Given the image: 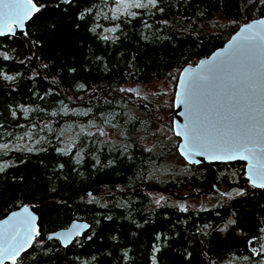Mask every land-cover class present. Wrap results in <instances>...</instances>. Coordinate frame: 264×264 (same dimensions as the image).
<instances>
[{"label": "trees", "instance_id": "1", "mask_svg": "<svg viewBox=\"0 0 264 264\" xmlns=\"http://www.w3.org/2000/svg\"><path fill=\"white\" fill-rule=\"evenodd\" d=\"M35 2L43 7L25 30L0 37V144L9 145L0 150V219L40 207L39 235L16 264H264V188L250 185L240 160L181 162L178 144L158 138L153 99L124 88L167 78L175 90L185 65L264 16V0H157L135 16L116 13L115 0ZM106 126L115 137L100 134ZM149 137L159 150H146ZM170 156L178 160L164 163ZM152 181L173 193L215 184L240 192L181 210L154 205ZM77 219L91 226L69 245L48 238Z\"/></svg>", "mask_w": 264, "mask_h": 264}, {"label": "snow or ice", "instance_id": "2", "mask_svg": "<svg viewBox=\"0 0 264 264\" xmlns=\"http://www.w3.org/2000/svg\"><path fill=\"white\" fill-rule=\"evenodd\" d=\"M115 3L117 10L122 7L128 12L130 8L141 9L149 5L155 7L157 0H115ZM42 7V5L38 6L35 0H0V35L13 33L17 28L22 29L25 22L39 13ZM128 14L137 15L136 12H128ZM262 26L264 21L245 25L241 33L246 35L233 38V40L239 39V43L235 46L230 45L229 55L220 52L213 61H200V66L206 67H199V70L186 69V72L193 74L181 80V90L176 93V101L178 105H184V114L188 119V123L176 131V135L184 138V143L180 146L181 154L189 160V163H200L199 160L193 159L197 155L206 156L209 160L225 162L234 159L246 160L249 162V179L254 186L260 188H264V27ZM110 31L115 32L116 29L112 28ZM0 55L8 59L6 54L0 53ZM221 57L224 59L220 60ZM226 68L228 69L226 79L235 92L232 99L239 105L237 119L232 131L219 129L209 131L201 118L198 91L212 84L218 74ZM5 79L11 80L13 77L7 76ZM8 148V144H0V150ZM4 167L6 165H0V171H3ZM156 203L159 204L160 201L157 200ZM180 207L181 210H186L183 205ZM24 212L27 213L28 209L25 208ZM17 215L19 214H13L14 217ZM31 220L32 217L29 216L20 222L22 231L18 229L11 238L15 243L9 242L7 232L3 234V243H0V264L9 259L12 264H16L20 253L32 246L39 232L33 227ZM67 239L66 236L65 241ZM261 248L264 250V245H261ZM253 252L256 253L255 248Z\"/></svg>", "mask_w": 264, "mask_h": 264}, {"label": "water", "instance_id": "3", "mask_svg": "<svg viewBox=\"0 0 264 264\" xmlns=\"http://www.w3.org/2000/svg\"><path fill=\"white\" fill-rule=\"evenodd\" d=\"M255 21H264V16L259 17L257 19H250L246 21L243 25L241 24L236 32H234L227 40L226 42L220 47L216 48L213 50L208 57L204 56L197 60L195 64H187L185 67H183V70L179 72L178 77H177V84L175 85V90L174 94L175 97L173 98V107H174V114H173V123H172V130L173 132L180 130L183 128L185 124L188 123L187 116L184 114L185 113V107L183 104H179L176 101V93L177 91L181 90V80L190 74L193 73H188L185 70H199V67H206V66H200V61L202 60H207V61H213L216 59V54L220 52H224L226 55L230 54V45L235 46L239 43V39L233 40L234 37L239 38L241 35H246L241 33V29L244 28L245 25L247 24H253ZM30 22L26 21L24 24V27L22 29L17 28L14 30L13 33H6L5 35H0V37H5L6 35H15L19 36L25 28L27 27V24ZM264 27V26H262ZM220 60H223L224 57L219 58ZM228 69L226 68L224 71H222L220 74H218L216 80L208 85L207 87H203L199 89L198 91V97L199 100L201 101V118L203 120L204 126L206 129L209 131H215L217 129L221 131H232L233 125L237 119V112L239 110V105L235 103V101L232 99V97L235 95L234 90L229 86L228 81L226 79ZM178 153L184 158L186 163H189V160L185 158L184 155H182V149L181 145L184 143V138L183 136H178ZM194 160H199L200 163H189L193 165H200L203 162H209V163H214V162H222L226 163L225 161H220V160H209L206 156H195L193 157ZM242 161L243 166L245 167L244 171V177L249 181L250 185L254 186L253 183L249 179V173H248V166L249 162L246 160L242 159H234L231 161ZM256 187V186H255ZM152 188L158 189L160 191H164V189L160 188L159 184L153 185L151 184H146L145 189L147 191L151 190ZM215 186H209L208 188H204L202 190H198V188H194V191L190 193L189 195H184L181 196L180 198H186L189 199L190 197H199L202 194H208L211 193L214 190ZM97 187L94 189L91 187L88 189V192L91 193L92 190H96ZM240 192L239 189H235L231 187L230 189H227L225 191V195H238ZM27 208L28 212L25 213L24 209ZM19 214L17 216H13V214ZM32 217L31 223L35 229H39L40 226H38V221H39V216H40V207L39 206H34V204H25V205H20L19 207L13 209V211L9 212L6 214V216L1 217L0 219V243H3L4 239V233H8V240L10 243H15L11 238L13 235L16 234V231L20 229L22 231V227L20 222L22 220H25L27 217ZM87 227H84V226ZM76 226H80L77 228ZM91 224L87 223L84 221V219H77L71 221L68 226L62 228V229H56L53 230L48 234V238H56L59 239L60 244L62 247H65L69 245L71 242L77 239V236L81 235L82 233L86 232L88 228H90ZM77 232L79 234L77 235ZM68 237L67 241H65V237ZM27 250V249H26ZM25 250V251H26ZM25 251L21 252L24 253ZM7 262H12L10 259L5 260L3 264H6Z\"/></svg>", "mask_w": 264, "mask_h": 264}, {"label": "rangeland", "instance_id": "4", "mask_svg": "<svg viewBox=\"0 0 264 264\" xmlns=\"http://www.w3.org/2000/svg\"><path fill=\"white\" fill-rule=\"evenodd\" d=\"M114 11L116 13H119V11L124 12L125 10L121 7L119 10H117V4L115 3ZM132 11V8L128 9V12ZM106 34H111L110 29H107L105 32ZM124 88L130 90L133 94L138 95V97L143 98L144 101H147L148 99H153V103L159 110L156 120L158 123H154V129L156 133H158V138L161 139L163 142H174L178 143V138L176 137L175 132H173L172 127L167 126V120H170L168 115L170 114V106H173V98L175 97L174 90H172V83L168 81L167 78H160V80H153L147 84H144V82H138L135 84L128 83L124 85ZM161 104L165 107H168L167 110H163L160 106ZM102 136L105 135L107 138H111L112 136L115 137L116 130L109 127H103L102 130L99 131ZM68 133V132H66ZM75 138V137H74ZM73 138V140H74ZM145 146H153L155 145L154 138L149 137L147 139H144ZM178 151V150H177ZM181 156V155H180ZM182 157V156H181ZM178 158L176 157H169L164 163L172 164L174 163ZM181 162L183 159L181 158ZM192 191V189H191ZM189 190H185V188L178 189L175 193L172 191H165L164 193H160V191H152L148 193V195L151 197V201L154 205H156V201L159 200L160 203L165 202V200H169L173 202V204L178 205L179 207L181 205L187 206L188 204L198 205V207L205 206H212L214 205L217 197H219L221 194L218 190H213L211 193L208 194H202L201 196L197 197H190L189 199H183L180 198L181 196H184L191 192ZM227 191V190H226ZM224 193V192H222ZM225 195V193H224ZM163 197V199H161Z\"/></svg>", "mask_w": 264, "mask_h": 264}, {"label": "flooded vegetation", "instance_id": "5", "mask_svg": "<svg viewBox=\"0 0 264 264\" xmlns=\"http://www.w3.org/2000/svg\"><path fill=\"white\" fill-rule=\"evenodd\" d=\"M170 147H171V146H170ZM170 147H169L168 149L173 150L172 147H171V148H170ZM177 148H178V146H177ZM177 148H176V149H177ZM128 149H132V148H128ZM150 149H158V150H159L160 148L157 147L156 145H153V146L150 145V146H147V147H146V150H150ZM174 150H175V149H174ZM236 162H237V161H236ZM236 162H235V161H226V163H222V162H221V163L224 164V165H226V164L229 165V164H231V163H232V164H233V163L236 164ZM151 183H152L153 185H155V184H159V185H160V188H161V189H164V191H160V190H158V189H154V188H152V189L149 190V191L146 190L148 193H150V192H152V191H160V193H164L165 191H167V185H164V186H163V185H161L160 183H158V182H156V181H152ZM151 183H148V184H151ZM214 186H215L214 191H215V190H218L220 193L226 191V190H223V189H221L220 187L216 186V184H215ZM203 189H204V188H203ZM193 191H194V190H193ZM193 191H191L190 193H192ZM190 193H188V194H186V195H189Z\"/></svg>", "mask_w": 264, "mask_h": 264}]
</instances>
